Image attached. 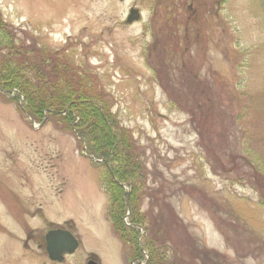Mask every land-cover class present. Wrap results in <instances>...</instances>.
<instances>
[{"label": "rangeland", "instance_id": "rangeland-1", "mask_svg": "<svg viewBox=\"0 0 264 264\" xmlns=\"http://www.w3.org/2000/svg\"><path fill=\"white\" fill-rule=\"evenodd\" d=\"M155 3L0 0V17L28 49L89 74L138 144L154 263L264 264V0ZM131 7L141 18L126 24ZM102 175L75 133L0 95V264H131ZM59 227L80 244L58 263L43 239Z\"/></svg>", "mask_w": 264, "mask_h": 264}, {"label": "trees", "instance_id": "trees-1", "mask_svg": "<svg viewBox=\"0 0 264 264\" xmlns=\"http://www.w3.org/2000/svg\"><path fill=\"white\" fill-rule=\"evenodd\" d=\"M159 1L156 0V3ZM162 1L168 3V0ZM192 19L190 15L187 21ZM168 27L171 29L172 24L169 23ZM26 46L18 41L14 29L0 17V95L9 101L22 99L23 111L33 120L41 122L45 117H50L84 142L87 153L98 159L96 163L105 170L101 184L108 197L107 214L113 228L132 250L135 264H156L153 261L157 253L154 239L144 237L141 242L152 261L147 260L146 263L138 240L140 230L137 226H142L139 199L143 195L138 181L145 178L146 173L138 144L129 130L120 124L107 96L98 89L89 74L76 70L56 50L37 52ZM255 170L260 177H264V170ZM123 186L130 190L128 223L125 220L127 193ZM261 189L259 204L264 209V180ZM202 251V259L210 256L204 254L205 250ZM214 256L217 260L211 264H227L228 260H218V256L223 259L221 255ZM180 257L177 261L181 264Z\"/></svg>", "mask_w": 264, "mask_h": 264}, {"label": "water", "instance_id": "water-1", "mask_svg": "<svg viewBox=\"0 0 264 264\" xmlns=\"http://www.w3.org/2000/svg\"><path fill=\"white\" fill-rule=\"evenodd\" d=\"M140 17L136 8H131L126 17V23H132ZM45 251L52 261L61 262L66 254H72L78 247V240L67 230L52 229L45 236ZM86 264H99L94 258H90Z\"/></svg>", "mask_w": 264, "mask_h": 264}]
</instances>
